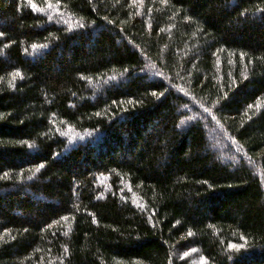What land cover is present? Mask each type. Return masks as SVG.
I'll return each mask as SVG.
<instances>
[{"label":"trees","instance_id":"trees-1","mask_svg":"<svg viewBox=\"0 0 264 264\" xmlns=\"http://www.w3.org/2000/svg\"><path fill=\"white\" fill-rule=\"evenodd\" d=\"M193 259L264 264V0H0V264Z\"/></svg>","mask_w":264,"mask_h":264},{"label":"rangeland","instance_id":"rangeland-1","mask_svg":"<svg viewBox=\"0 0 264 264\" xmlns=\"http://www.w3.org/2000/svg\"><path fill=\"white\" fill-rule=\"evenodd\" d=\"M218 132L216 131H211V136H210V139H211V142L215 143V145H212L213 149L215 151H217L218 154H222V150L224 149V146H225V143H217L216 144V141H218ZM230 158V157H228ZM195 262H200L198 259H193L191 264H195Z\"/></svg>","mask_w":264,"mask_h":264}]
</instances>
